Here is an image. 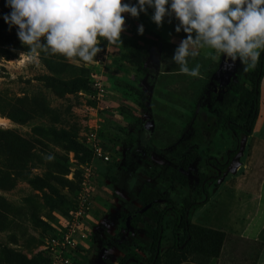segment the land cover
<instances>
[{"label": "rangeland", "instance_id": "rangeland-1", "mask_svg": "<svg viewBox=\"0 0 264 264\" xmlns=\"http://www.w3.org/2000/svg\"><path fill=\"white\" fill-rule=\"evenodd\" d=\"M9 11L0 0V15ZM151 13L121 14V44L101 39V51L91 62L44 54L30 60L15 28L9 30L0 19V264H47L58 251L51 250L52 239L66 231L82 197L90 204V217L83 214L69 235L73 246L64 251L72 263L115 264L127 252L145 263L146 230L152 224L144 219L133 230L130 217L123 220L141 205L139 187L164 188L158 181L168 178L174 143L185 134L190 142L197 139L189 131L195 112L202 122L205 112L218 108L217 100L219 110L237 118L249 69L237 60L228 68L230 79L220 83L214 76L222 56L201 48L188 62L189 68L200 64V77L180 73L171 56L186 34L175 33L177 21L171 17L158 28ZM131 55L144 59L147 68L132 64ZM150 71L155 72L152 87ZM206 142L221 161L231 135L219 128ZM250 147L248 167L239 168ZM220 167L221 177L207 186L206 204L190 212L191 222L197 217L192 223L229 232L218 237V254L190 244L177 262L169 250V213L157 264H264V243L237 235L264 219V70L253 129L239 136L238 150ZM200 168L204 171L203 164ZM188 178L189 184L175 183L170 193L176 206L193 195Z\"/></svg>", "mask_w": 264, "mask_h": 264}, {"label": "clouds", "instance_id": "clouds-1", "mask_svg": "<svg viewBox=\"0 0 264 264\" xmlns=\"http://www.w3.org/2000/svg\"><path fill=\"white\" fill-rule=\"evenodd\" d=\"M4 6L10 11L0 19L9 30L15 28L30 60L44 54L91 62L101 51V39L121 44V14L138 17L146 9L152 10L150 19L158 28L171 17L177 21L175 33L186 34L171 60L189 77L201 75L200 64L188 66L198 49L223 56L228 68L239 60L245 71L264 52V0H135L132 5L122 0H4ZM137 33H143L142 25Z\"/></svg>", "mask_w": 264, "mask_h": 264}, {"label": "trees", "instance_id": "trees-1", "mask_svg": "<svg viewBox=\"0 0 264 264\" xmlns=\"http://www.w3.org/2000/svg\"><path fill=\"white\" fill-rule=\"evenodd\" d=\"M132 64L137 67H145L144 59L131 55ZM223 60V56L221 57ZM225 62V58L223 60ZM221 62V63H223ZM264 52L254 68L247 71L249 88L244 89L240 101L237 118L225 115L219 110V102L214 101L215 107L211 113L205 112L202 122L194 113L192 124L189 131L197 137L192 142L186 140V134L174 143L168 155L171 163L168 178L158 181L164 187L156 189L150 184L143 183L136 193V199L141 205L124 215V223L130 217L129 226L137 230V223L147 219L152 225L146 230L149 238V256L145 263L138 260L131 253H125L115 264H126L128 261H135L136 264H157L161 257V242L163 239V228L166 222V215H173L171 236L172 243L169 250L173 252L176 261L180 262L185 257L186 248L192 244L202 250H208L211 256H216L220 248L218 237L223 236L224 232L218 231L203 225H196L191 222L190 212L192 209L205 204L208 200L207 186L210 182L216 181L221 177V165L228 158L233 157L238 150L240 135H249L253 129L260 95V84L264 70ZM218 70V69H217ZM148 83L152 87L154 84L155 72L150 71ZM239 87V85H236ZM219 128L231 135V148L225 153L220 161L210 154L211 148L206 140ZM143 131L147 132L145 128ZM207 135V137H206ZM203 164L204 171L200 166ZM145 175L151 177V173L144 170ZM188 174L191 175L192 184L190 185L192 196L185 198L180 206H176L170 199V193L175 191V183L180 185L189 184ZM164 203L163 206L161 204ZM107 264H113L106 261Z\"/></svg>", "mask_w": 264, "mask_h": 264}, {"label": "built area", "instance_id": "built-area-1", "mask_svg": "<svg viewBox=\"0 0 264 264\" xmlns=\"http://www.w3.org/2000/svg\"><path fill=\"white\" fill-rule=\"evenodd\" d=\"M83 205L84 209H81L83 208ZM80 207L81 208L79 210L74 211L75 214L73 215V218L69 220L68 224H66V231L63 233V235H61V237L58 239H52V242L50 243L51 250L53 251L54 248H57L58 251L51 253L48 258L47 264H73L70 256L66 251H64V249L67 246H71L70 248H72L73 243L69 240V235L71 232H74L76 226L78 227L81 220L80 217L83 216V214L88 218L90 217V204L89 202H87V199L85 197H82V199L80 200Z\"/></svg>", "mask_w": 264, "mask_h": 264}, {"label": "crops", "instance_id": "crops-1", "mask_svg": "<svg viewBox=\"0 0 264 264\" xmlns=\"http://www.w3.org/2000/svg\"><path fill=\"white\" fill-rule=\"evenodd\" d=\"M251 153L252 152H251V147H250V150L242 158V161L239 164V168H246V167H248V163L251 160V155H252ZM205 204H203V205H205ZM197 208H194V210H197ZM254 210H256V211L258 210V205H256L254 207ZM257 212L254 213V214H252L250 217H255L256 214H257ZM249 219L250 220L248 222L250 224L255 225V219H253V220H251V218H249ZM196 221H197V217L196 216L195 217L193 216V221L192 222H196ZM196 224H197V222H196ZM246 224H248V223H246ZM245 227H247V225H245ZM252 227H253L252 231H246L245 228H243L239 233H237V235L238 236H241L243 238H246V239H251V240H255V241H259V242H263L264 243V219L262 221H260V222H257L256 227H254V226H252ZM209 228H211V227H209ZM212 229H215V230H218V231H222L224 233H229V232L223 231L221 229H216V228H212Z\"/></svg>", "mask_w": 264, "mask_h": 264}, {"label": "flooded vegetation", "instance_id": "flooded-vegetation-1", "mask_svg": "<svg viewBox=\"0 0 264 264\" xmlns=\"http://www.w3.org/2000/svg\"><path fill=\"white\" fill-rule=\"evenodd\" d=\"M223 60H224V57H223ZM221 74H222V77L220 78L219 76H221ZM230 74L231 73L228 71V67L226 66V63L223 62L219 65L218 71L216 75L214 76V79L218 78V82L226 83L230 79Z\"/></svg>", "mask_w": 264, "mask_h": 264}]
</instances>
